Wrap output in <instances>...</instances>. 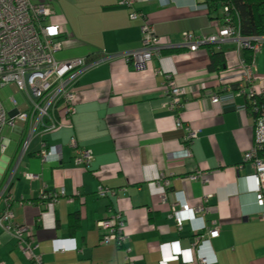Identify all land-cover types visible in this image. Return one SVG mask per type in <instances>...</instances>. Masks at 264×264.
<instances>
[{
  "label": "crops",
  "instance_id": "crops-1",
  "mask_svg": "<svg viewBox=\"0 0 264 264\" xmlns=\"http://www.w3.org/2000/svg\"><path fill=\"white\" fill-rule=\"evenodd\" d=\"M32 1L48 4L51 21L62 28L57 59L84 58L90 65L73 88L76 113L60 130L34 136L25 152L28 124L3 131L10 144L0 158V191L8 184L15 221L33 229L43 263L201 264L207 258L208 264H264V206L257 204L254 166L245 159L254 144L255 116L246 99L235 96L245 53L233 39L196 51L182 44L184 32L199 38L218 32L220 9L209 0H137L135 9L146 15L164 47L150 68L137 71L123 54L141 47L142 22L131 20L118 0ZM212 52L224 56L219 73L210 71ZM255 66L254 86L264 89V44ZM155 68L176 76L185 90L183 108L163 106L165 78ZM213 94L219 103L212 102ZM178 118L199 131L190 158L180 153L184 133L176 127ZM72 137L92 151L89 168L75 165ZM42 142L59 148L61 160L43 162ZM26 173L39 178L28 180ZM196 173L207 182L192 181ZM162 175L168 186H158ZM100 185L117 195L99 198ZM44 186L63 189L74 201L61 198L46 208ZM183 203L191 212L181 215L194 218L179 228L171 209ZM114 211L125 218L127 238L123 245H103L97 223ZM74 214L77 228L71 226ZM204 224L218 227V237L197 241ZM57 239L71 240L75 249L55 252ZM0 264H31L1 227Z\"/></svg>",
  "mask_w": 264,
  "mask_h": 264
},
{
  "label": "built area",
  "instance_id": "built-area-1",
  "mask_svg": "<svg viewBox=\"0 0 264 264\" xmlns=\"http://www.w3.org/2000/svg\"><path fill=\"white\" fill-rule=\"evenodd\" d=\"M137 0H118L122 6L129 10L131 20H140L141 47L126 52L123 58L131 63L137 71L150 68L154 58H160L164 47L159 42V37L154 26L148 21L146 15L135 9ZM223 3V2H222ZM233 5L228 2L219 5L223 24L218 32L196 37L192 32L183 33V46L191 51H196L206 44H218L228 39L237 42L243 51L251 52V59L246 62L242 59L239 79L235 96L246 99L249 109L255 114L254 144L246 152L245 159L254 166V183L256 200L260 207L264 206V89L257 90L254 86L256 80V56L264 44V35L245 36L241 33L239 15L233 10ZM54 12L48 4H36L32 0H0V89L14 83L24 96L27 110L20 111L19 104L14 97L10 98L12 109L9 111L0 100V158L6 152L10 139L4 136L6 127L15 128L16 122L28 124V135L22 142L25 152L31 139L36 135H45L60 130L66 120L71 121L76 113V93L73 88L80 74L90 65L84 58L60 61L57 54L63 49L62 28L51 21ZM155 75L165 78L164 90L166 100L164 107L171 111L183 108L185 90L178 84L176 76L165 73L161 68H155ZM212 102L219 103L217 94L212 95ZM259 100L263 104H259ZM177 129L183 131L180 153L184 158L192 157V144L198 138L199 131L184 123L180 118L176 121ZM70 146L74 149L73 161L77 166L89 168L94 160L90 149L81 148L75 137H72ZM43 162H58L61 160L57 147H48L42 142L38 153ZM28 180L38 179L33 173H26ZM192 181L203 179L200 173L190 175ZM168 186V181L162 175L158 179V186ZM118 190L100 185L97 189L99 198L114 197ZM76 196H80L77 193ZM61 198L73 202L75 196H68L61 190H48L44 186L41 199L46 208L58 203ZM0 200H3L4 209L0 212V227L14 237L21 251L28 253L31 264H44L42 256L37 253L38 243L33 229L26 224H18L15 214L11 209L12 195L8 191V184L0 191ZM205 213L203 207L200 208ZM190 213L189 204L183 203L177 209L172 205L171 216L180 228L184 220H192L188 215L184 218L181 213ZM264 219V216H263ZM100 230V243L103 245H123L126 241L124 233L125 218L119 211L112 212L108 217L97 223ZM196 240L200 241L205 236L216 238L219 228H210L205 224L199 229ZM205 234H204V233ZM55 252H65L75 249L71 240L57 239L54 241ZM201 264H208L207 258L200 259Z\"/></svg>",
  "mask_w": 264,
  "mask_h": 264
},
{
  "label": "trees",
  "instance_id": "trees-1",
  "mask_svg": "<svg viewBox=\"0 0 264 264\" xmlns=\"http://www.w3.org/2000/svg\"><path fill=\"white\" fill-rule=\"evenodd\" d=\"M228 2L233 5V10L239 15V25L243 35H264V0H209L211 8L216 10L220 4ZM244 53L245 61L249 62L251 52L246 50ZM224 60L222 53L212 52L210 71L219 73L224 70ZM259 104H263V101L259 100ZM70 220L72 228H77L79 216L74 214Z\"/></svg>",
  "mask_w": 264,
  "mask_h": 264
},
{
  "label": "rangeland",
  "instance_id": "rangeland-1",
  "mask_svg": "<svg viewBox=\"0 0 264 264\" xmlns=\"http://www.w3.org/2000/svg\"><path fill=\"white\" fill-rule=\"evenodd\" d=\"M11 97H14L17 100L20 111L27 110V107L24 104V96L22 92L19 90V88L16 86V84L14 83L8 84L7 86L0 89V100L3 102L4 106L9 111L13 107L10 101ZM16 124H23V123L17 121ZM4 134H7V131H4Z\"/></svg>",
  "mask_w": 264,
  "mask_h": 264
}]
</instances>
